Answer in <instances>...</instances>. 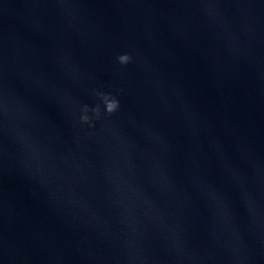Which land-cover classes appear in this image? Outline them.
<instances>
[{
	"label": "water",
	"instance_id": "water-1",
	"mask_svg": "<svg viewBox=\"0 0 264 264\" xmlns=\"http://www.w3.org/2000/svg\"><path fill=\"white\" fill-rule=\"evenodd\" d=\"M0 264H264V0H0Z\"/></svg>",
	"mask_w": 264,
	"mask_h": 264
},
{
	"label": "clouds",
	"instance_id": "clouds-1",
	"mask_svg": "<svg viewBox=\"0 0 264 264\" xmlns=\"http://www.w3.org/2000/svg\"><path fill=\"white\" fill-rule=\"evenodd\" d=\"M120 59H121V62H126L128 60V57L122 56ZM115 106H116L115 102L110 103L109 106H108L109 111H111Z\"/></svg>",
	"mask_w": 264,
	"mask_h": 264
}]
</instances>
